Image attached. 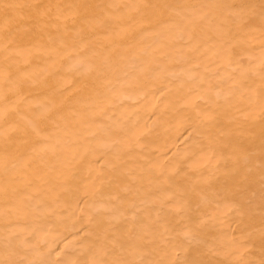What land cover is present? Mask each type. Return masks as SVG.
Returning <instances> with one entry per match:
<instances>
[{
  "label": "bare ground",
  "instance_id": "bare-ground-1",
  "mask_svg": "<svg viewBox=\"0 0 264 264\" xmlns=\"http://www.w3.org/2000/svg\"><path fill=\"white\" fill-rule=\"evenodd\" d=\"M9 1V3L20 2L24 5L27 3L32 10L36 7L37 9H42L43 12L45 11L49 14V17L53 13V7H56V9L61 7L58 11L60 14L67 8L69 3L74 2L73 6L69 5V7L75 16H73L74 18H72V20H70V18L69 20L73 21L74 24L81 28L80 36L82 41H86L92 37L89 33V29L93 26L92 20L90 21V25L88 24V21H84V19L82 20L83 12L88 9L90 4L86 6L87 8L83 11L81 7L82 4L80 5L82 0H37V3L36 0ZM99 1L100 0H98V2ZM261 1L262 0H210L209 2L206 1V4L203 5V2L199 0L198 2L196 1L197 7H194V9L191 8L193 12L191 10L192 13L189 12L190 15H183L185 23H190L189 25H185V23L179 19L181 15L177 16L178 20H180L179 22L184 23L183 27L181 25L182 23L178 22L181 27L185 29L188 28L187 30H189L191 34L189 36L186 33L180 34L179 29L173 28L177 29L176 31H179V33L177 32L178 36L176 35V31L172 30L175 31L174 34L176 37L182 39L183 36L181 35L186 34L187 38L184 39V42L180 41L181 39L178 40L180 42L177 41V44L180 46V50L178 49L180 52L175 49L176 47H174V49L178 52H171L170 50L172 49V46L169 45L171 49H167H169V52L171 53H167L168 55L166 57H164L166 55L164 53L165 55H162L164 57L163 59L160 57L165 64L162 66L161 63L157 64L159 67L161 66V72L158 70L156 73H158V75H164V71L168 73L166 74V81L164 80L165 83L164 81L158 82V84L164 83L160 89L154 88L155 86L153 87V85L157 80L160 81L157 77L163 80L164 76L154 75V77H150L151 79L149 78V74L152 73L153 69H160L154 68L157 67L155 65L159 61L153 62L155 60L154 58L158 59L155 53L149 54L150 56L147 54L146 57H144L145 59L143 58L144 60L141 59V62H144L141 63L142 65L139 64L140 66L138 68V61L135 62V69L137 68V71L134 68V71H132L136 72L137 77L134 81L130 80L126 83L120 84L119 82H125L126 79L125 77V79L121 77L123 76V71L121 72V69L125 64L127 65L125 62H128V59L125 60L126 57L122 55V51L117 54V52L112 50L113 58L111 60H115V62H112L110 67L107 66V70H104L105 65H103L102 68L100 67V71L102 69L101 73H99L100 71H97L98 73L95 74V70L93 72L92 70L82 67L83 64H81L82 66H79L80 62L77 63L73 61V63L75 62L73 64V66H75L74 72L76 71L77 73L83 74L81 79H84L85 81H83L84 84L81 83L82 87L85 85L91 89H88L85 93H80L79 91L78 93H75L74 97L70 100L62 101V103H60L59 100L58 105L48 106L51 103V101L50 103L48 101V105L44 106L46 110L48 109V112L46 113L53 112V118L50 120L48 119V121H52L55 117L58 121H55L56 124L50 123V125L47 121V126L44 124V121H42V125H39L40 123L36 124L37 119L42 120V115L46 114H43V112L39 113L38 110L35 111L34 116L33 114L30 115V117L33 116L31 118H34L35 123H30L31 121H25V119L23 121L21 118L20 120L22 121H20L17 115H15V117L18 118L16 121H19L15 122V117H13V112L15 111H9L10 114L12 112V115L7 112L5 115L8 118L4 117V114L0 115V128L4 129L3 133L0 132V215L1 218L2 215H5L6 218H10L0 225V264H148V259L151 260L154 258L155 260L149 262H152L153 264H158L160 262L162 264H174L176 257L179 258L176 263L183 259L190 262L195 260L194 256L188 257L184 252H181L182 256H177L178 253L176 252L180 251V244L177 243V247L176 241L173 248L170 246L172 248L171 251L168 250V247V251H163L161 245L164 244L165 247V245H167L165 243H168L164 241L168 236L165 232H167L169 227L166 228V222L161 218L163 216L160 214L161 212H164L163 210L166 211V208L171 210L172 205H170V203L175 202L176 205V202H179V204L186 207L191 204V198H199L201 195L205 194L212 195L210 198L216 197V199L226 195L225 197H222L225 207H222L223 205L220 206L217 201L213 202V204H216L215 207L217 205L220 206L218 208L222 207L220 210H224L223 212H225V214L228 212V209H226L228 205L233 201H237L238 196L228 197V193H230L231 190L233 191V186L238 185L235 183L236 180L234 179V174L236 173H234V169L232 170L230 167L237 165L239 151L246 148L248 143H255L264 139V27L262 28L258 21L259 15L262 14H259L258 11L260 12L261 10L264 12V6H262L263 3L260 5ZM98 2L96 1L95 4L93 2L92 5L95 6ZM117 2L121 3L120 1H116L114 4ZM163 2L164 3L162 4H167L172 1L169 0V2L167 1V3H165L164 0ZM122 3H124L123 0ZM134 3H130L129 0V4L133 5ZM178 3L181 4V2ZM87 4L85 3V5ZM169 4L171 5V3ZM92 5L90 6L93 8L94 6ZM144 5L146 6L147 4L143 3V7ZM170 5L168 7H170ZM160 6H162L161 3ZM206 6L212 8V13L202 14V11L206 9ZM80 7L83 11L82 13L80 12ZM113 7L116 8V6ZM120 7L122 8V6ZM168 7L166 8L168 9ZM92 8L88 10V14ZM15 9L16 8H14V11ZM147 9L148 11H146L148 13L149 7ZM154 9L156 10L157 8L154 7ZM25 10L28 11L27 16L30 17L26 19L17 18L14 20H11V16V19L9 18L8 15L10 13L7 14V8L6 12L3 9L0 10V35L2 28H8L6 30V33H8V30L29 26L26 24L29 21H32V18L35 19L36 25H38L39 21V28L44 29V31L47 32L45 33V37L43 36L44 39L42 41H37L41 46H51L53 43L52 41L56 38L59 41H66L69 39L70 36H66L65 34L67 31V34H69L70 26H68V30L66 25V27L61 25V28L57 29L59 32H57L56 37L50 33L52 31L50 29L52 28L47 26L49 19H47V22L45 18H48V16L38 19L34 16L36 11H33V13L29 9ZM155 10L153 13L150 12L151 15L155 13ZM51 11L52 13L50 14ZM146 11L142 12L141 15L143 16ZM165 11L166 10H164V12ZM232 11H237L236 13L238 15L236 16L241 18L235 17L230 13ZM98 12H100V10ZM162 12L160 13L162 14ZM158 14L159 13H157V15ZM154 15H156V13ZM164 15L167 14L165 13ZM67 16L66 19L68 20ZM148 17H150V14ZM93 18H95L94 15ZM130 18H132V22L136 19H133V15ZM154 18L156 19V17H152L151 19L149 18L148 21L146 20L145 28H142L144 25L140 24L142 29L139 30L145 31L148 30V28L157 29V26L163 21L157 22L156 20L152 22ZM169 18L167 21L172 20H169ZM27 19L30 20L27 22ZM41 21L43 22L41 23ZM106 21L107 20H103V22ZM124 21L125 24H127V21ZM103 22L101 21V24H103ZM163 25L165 24L163 23ZM176 26L179 27L178 25ZM103 27H106V24ZM4 29H2V31ZM93 29L94 28H92V30ZM156 29L154 30L156 31ZM31 30L33 29L31 28ZM114 30L115 29L111 31ZM101 31H99L100 34ZM31 32L34 33L33 31ZM147 32L148 31H146V33ZM159 32L164 34L166 31L160 28ZM20 33L24 35L27 32L24 33V31L21 30ZM72 33L73 32L71 31V34ZM13 34L14 33L10 36H7L6 34L5 37H2L4 41L1 40L0 52L6 51V48H2L4 44L10 45V43L21 41V39L17 37L18 34H14V36ZM42 34L43 33H41V35ZM144 34L139 36H142V38L147 40L146 37L149 34L147 36ZM158 34H156V36ZM27 35L29 34L24 36V41H28L25 40L28 39V37L26 38ZM37 35L38 33L35 35V38H37ZM29 36L32 37L31 35ZM138 37L136 39L145 41L144 39L142 40L141 37ZM153 37L154 36H152V38ZM168 37H170V35ZM102 38L104 39V37ZM32 41L33 40H31V42ZM153 41L155 42V40ZM21 42H23V40ZM103 42L105 41L103 40ZM148 42L151 43L149 40ZM38 43H36L37 47L39 46ZM110 43L111 44H108L109 48L111 45L113 46L115 44L113 42ZM66 44H68V42ZM66 44H64V46ZM177 44L174 45L176 46ZM188 44L190 45L189 50L183 47ZM28 45L29 44H27V46ZM135 45L139 48L142 43L139 44V46L137 44ZM33 46L31 48L34 49ZM53 46L48 47V53H52ZM70 46L72 48L74 44L71 43ZM136 46L134 48L132 47V49L129 47L128 51H130V49L132 51L134 49L136 50ZM105 47L107 46L105 45ZM145 47L146 46H144V48ZM42 48H38V50H42ZM49 48H51V52ZM20 49H22L21 46L17 50ZM72 49H74L72 51L73 56L79 57V55L85 53L80 42ZM160 49L161 48H159V50ZM118 50H120V48ZM32 51L33 50H31V54ZM43 51L44 50H42V52ZM15 52L13 51L14 54ZM20 52L22 53L23 51ZM103 52L102 49V54L104 55ZM142 52L140 51L139 53ZM5 53H10V49ZM37 53H34L33 55L36 54L37 56L39 53L40 55L43 54V56L46 54V57L48 55V53L44 54L41 53V51ZM59 53L60 52H58L57 55H60ZM99 53V55L102 56L101 52ZM177 53H182L184 57L180 59L183 55L180 56V54L178 55ZM143 54H145V51ZM21 56H23V54ZM43 56L41 55V57ZM69 56L70 55L65 56V63ZM131 56L130 58H134ZM18 57H20V55ZM29 57L33 63V56L31 57L29 55ZM48 57L51 56L48 55ZM54 57L55 56H52L51 58L53 61H56L57 56L56 59ZM190 58L193 59L195 63L193 62V64H191L193 60L191 61ZM43 59L45 60L46 58ZM18 60L20 61L21 59ZM31 60L29 62H31ZM39 61L35 62L39 64ZM101 61L103 62L104 60L101 59ZM151 61L153 63H151V66L154 65L153 69L152 67L150 68L144 65ZM179 61L183 62L182 64L184 66L180 67L178 65L180 63ZM184 61H187L188 63H185ZM1 62L2 61H0V63ZM56 62L54 63L56 64ZM123 62L125 64L121 65ZM189 62L190 66L187 65ZM19 64H22V60ZM96 64L98 63H95L94 65ZM131 65L134 66V62ZM6 66H4V68H6ZM13 66L14 65L9 67ZM24 66H26V69L28 68L27 64L23 65V67ZM128 66L129 64L127 67ZM31 67L29 66L30 69ZM55 67L56 66L53 67L54 70L56 69ZM149 69H152V71L150 72ZM38 70H36L37 74H42L41 72L44 71L38 72ZM16 71L18 72V70ZM171 71H179V74H172L170 73ZM25 72H27V70ZM64 72L66 73V70H64ZM128 72L131 73V70H128ZM133 72L131 73L132 75L129 73V75H126V71L124 75L127 76V78H130L131 76L134 77ZM3 74L2 77L5 75ZM37 74L32 73L33 78L35 77L34 75ZM59 76L61 77L55 78V75L53 77L50 75L48 81L46 80L47 82H50L51 78H53L52 82H55V84L53 83V85H50V82L47 87L51 88L50 86H53L54 88H52V90H55L54 93L56 94L64 93L63 86L70 84L69 81L67 84V81L65 80L66 77L67 79H70L68 75L62 74ZM151 76L153 75L151 74ZM21 78L19 80L21 84L22 81L28 82L27 80H30L24 78V80L21 81ZM145 78L150 80H145ZM59 79H63V81H57ZM25 84L23 83L24 87L31 86V89L36 85L32 86V84H27V86H25ZM70 85L72 86V84ZM70 85L68 86L71 87ZM9 86L6 84L4 87ZM38 87H40V85ZM67 87H65V89ZM40 89L42 88L40 87ZM15 90L16 89H14V91ZM24 91L26 90L24 89ZM98 92L103 93L98 94ZM10 93L11 92L7 94L11 98L14 97V99L12 98L13 100L11 99L12 102L19 101L21 103L27 99L24 98V95H13V93L10 95ZM122 94L127 96V98L125 97L127 103L130 100H136L135 104H131L132 106L130 105L132 107L131 109L127 104L125 106L128 107L129 110L120 105V110L122 109L121 107H123V110L119 111L117 105L113 106L114 102L118 100L117 98ZM2 95L5 96L6 93L0 94V107L5 109L9 102L6 104L3 97H1ZM100 95L101 97H99ZM84 101H87L86 105H89L90 102V105L87 106V108H90H88L89 110L85 108L86 106L83 107L85 104ZM120 101L121 103L122 101L124 103L125 100L123 99ZM34 103L36 104V102ZM37 106L40 105H34L33 107L37 108ZM27 107L30 108V106ZM19 108H23V106L20 107L19 104ZM74 108L78 109L75 110ZM67 111L72 112L69 114ZM75 113L78 115L77 117L80 116L79 120H77L78 118H75ZM52 114H50V116ZM79 114H82V116ZM26 116L30 119L28 114H26ZM94 117L97 121H100V119L102 120L100 121L101 123L96 121L100 125H96V122L93 124L95 121H93V119H95ZM160 121L162 122L161 129L163 128L161 133H159ZM157 128L159 129L156 130ZM49 129H51V132ZM156 131L158 133H155ZM258 151L263 152V150L260 149ZM252 154H254L253 151ZM254 159L256 160V158ZM245 161L243 160L242 164ZM252 163H250V165ZM243 165H245V163ZM228 166L230 169H227ZM246 168H248V166H246ZM202 170H205L206 172L204 177H202L203 175H200ZM249 170L252 169L250 168ZM49 173H51L52 179H50L51 177H47V174ZM201 177L203 179H201ZM250 181L252 182V180ZM45 194H48L47 198L45 197ZM233 194L234 193H232V195ZM34 195L36 196L35 198H33ZM211 199H209V202L213 200ZM235 205L236 207H240L238 204ZM193 206L194 205H192V207ZM108 208H113V211H109ZM218 208L216 209L218 210ZM138 209H141V211H139L140 213L134 217L135 214H137L135 212H137L136 210ZM178 209L176 212L177 216ZM235 209L236 208L234 207V210ZM220 210L217 211L218 214H220ZM171 211L173 212L174 210ZM184 211L186 210H179V214ZM30 212H32V214ZM146 212L154 215V218L146 219L147 217H141ZM7 214L8 216H6ZM155 214H159L160 216L156 215L155 217ZM212 215H214V213H212ZM182 216L186 217V220H190V217H192L189 212H184ZM204 216L205 217L200 216L203 218H200L202 220L201 223L204 220L207 221V219H210L208 218L209 216L207 213ZM206 216L207 219H205ZM173 219L171 218V220ZM211 219L209 227H213V229L218 231V235L210 234L212 235L211 239L214 240V236H218L220 239L222 238V242L220 240V243L217 244V246L220 245L219 248L215 246L214 248L210 246L208 248L216 249V251L218 248L223 251V248L225 247L224 253L230 259L227 264H254L257 259L250 257L251 254L247 251L245 252V242L238 239L240 237H235L238 240L234 237L229 240L230 235L228 230H230L229 228L231 227H229L228 220L225 223L219 221L222 219L219 217H213L212 221ZM150 220H152V223ZM174 221L178 223L176 219ZM206 221L205 223H209ZM182 224L186 225L184 223ZM182 224L180 222V225ZM213 229L211 232H213ZM255 229L257 230V228H253V230ZM216 230H214V232H216ZM178 231L182 230L179 229ZM187 231L188 230H185V232H183L185 233L184 236L188 234L190 235L193 232L190 233L189 230V233L187 234ZM250 231L245 234L249 235ZM197 234L200 235L201 233L198 232ZM164 235H166V237ZM241 236H243V234ZM189 238L191 241L194 239L190 236ZM188 239L186 240L185 238L186 241H188ZM233 240L237 241L236 244L232 243ZM216 241H218V238ZM199 242L201 243V241ZM202 243H205V241ZM221 243L223 244V247L221 246ZM195 248L196 247H194V251ZM148 249L153 252V254L148 255L149 257H147V251H150ZM210 249L206 250L208 251ZM213 253H215L214 250ZM206 254L208 253L206 252ZM225 255L223 256L225 257ZM181 257H183V259Z\"/></svg>",
  "mask_w": 264,
  "mask_h": 264
},
{
  "label": "rangeland",
  "instance_id": "rangeland-1",
  "mask_svg": "<svg viewBox=\"0 0 264 264\" xmlns=\"http://www.w3.org/2000/svg\"><path fill=\"white\" fill-rule=\"evenodd\" d=\"M98 2V0H82V2L80 3V5H81V7H82V9H83V11L87 8L86 6H88L89 4L90 5H92L93 4V2H94V4H95V2ZM116 1H120L121 3H119V2H117L116 4H114ZM127 1V2H126ZM123 0V2L124 3H122V0H100L98 3H97V5H92V6H94L93 8H95V9H93L90 5L88 6V9L85 11V12H83L82 11V9H81V7H80V12L82 13L83 12V15H82V20L84 19V21H88V24L90 25V21L92 20V23H93V26L89 29V33H90V35L92 36V37H90L89 39H90V41H89V39L88 40H86V41H82V38H81V28L79 27V26H77L76 24H74V22L73 21H70V20H72V18H74L73 16H75V15H73V12H72V10H71V8L69 7V5L70 6H73V3L74 2H72V3H69L68 4V6H67V8L63 11V12H61L60 14L58 13V11H59V9H61V7L59 8V9H56V7H53V13H52V11L50 12V14H51V16L49 17V14H47L45 11L43 12V10L42 9H37V7L36 8H34V10H32L31 9V7H29L28 6V4L26 3L25 5L23 4V3H20V2H13V3H9L10 1L9 0H7V1H5V0H0V10H4L5 12H6V8H7V14H9L8 16H9V18L11 19V17H12V19L11 20H14V19H22V18H24V19H26V18H28V17H30V16H27V13H28V11H26L25 9H29V10H31L32 12L34 11H36L35 13H34V16L36 17V18H38V19H41L42 17H44V16H48V18H45V20L47 21V19H49L46 23L48 24L47 26L48 27H51L52 29H50V30H52L51 32H50V30H49V32L52 34V35H54V36H56L57 37V32H59L57 29H59V28H61V25L63 26H65L67 29H68V26H70V30H69V34H67V32H66V36L68 35V36H70L69 37V39H67L66 41H59L57 38L56 39H54L52 42V44H51V46H49V45H47V46H41L37 41H42L43 39H44V37H45V33H47V32H45L44 31V29H40L39 28V21H38V25H36V21H35V19H32L31 18V20L32 21H29L28 22V20H30V19H27V24L26 25H29V26H25V27H22V28H17V29H11V30H8V33H6L7 31V29L5 28H2V29H4L3 31H2V29H1V35H0V43H1V40L2 41H4L3 40V38L2 37H5V35L7 34V36H10L12 33H14L15 35H21V36H18L17 35V37L18 38H20L21 39V41L23 40V42H19V41H17V43H10V45H7V44H4V45H6V46H2V48H6L5 50L6 51H2V52H0V56H3V57H0V61H2L1 63H0V94L1 93H6V95L5 96H1V97H3V99H4V101H5V103L7 104V102H9L7 105H6V108L5 109H2V107H0V115L1 114H4V117H7L5 114L7 113V112H9V111H15V112H13V117H15V115H17L18 117H19V120H20V118L21 119H23V121H24V119H25V121H27V120H29V122L30 123H35V120H34V118H31V117H33L34 116V113H35V111L36 110H38L39 111V113H42L43 112V114H45L46 112H48V109L46 110V108H44V106H46V105H48V101H49V103H50V101H51V103L48 105V106H53V105H58L59 104V100H60V103H62V101H65V100H70L72 97H74V95H75V93H78L79 91H80V93H85L86 91H88V89H91V88H89V87H87V86H83L82 87V85H81V83L82 84H84V82L83 81H85L84 79H81L82 78V75L83 74H80V73H77L76 71L74 72V68H75V66H73V64L75 63V62H80V65L79 64H77V65H79V66H82L81 64H83V66L82 67H85L86 69H89V70H92L93 72H94V70H95V74H97L98 72L97 71H100V67L102 68V66L103 65H105L104 66V70H107V66L108 67H110L111 65H112V62H115V60H111L112 58H113V51H115V52H117V54H118V52L119 53H121V51H122V55L124 56V57H126V59L125 60H127L128 62H125V60H124V62L125 63H127V65L129 64V66H131V67H127V65L123 62V64H121V65H124V66H126V67H124L123 66V68H124V70H123V68L121 69V72L123 71V76H121L122 78H124L125 79V82H123L122 80H124V79H122L121 81L122 82H119L120 84L121 83H126V82H128V81H134L135 79H136V72H133L134 71V69H135V62H137L138 61V65H137V68L140 66V65H142L141 63H143L144 61H142L141 62V59L142 60H144L145 58L144 57H146V55L148 54V56H150L149 54H154L155 53V55H156V57H158V59L157 58H154L155 57V55H154V57H152V58H154L155 60L153 61V62H155V61H158L157 63H156V65L155 66H157V67H154V65L153 66H151V63H152V61L149 63V62H147V63H145L144 65L145 66H148V67H152V69H153V67L154 68H160V69H156V70H154L153 69V71H152V69L150 70V72L152 71V75L153 76H151V74H149V78L151 77H154V75H158V73H156V71H158L159 70V72H161V66L162 65H164L165 63L164 62H162V59L164 58V57H166L169 53H171V52H178L179 50H180V46H179V44H177L178 42H180V41H185L184 39H186L187 38V36H186V34L189 36L191 33L189 32V30H187L188 28H187V26H186V28L187 29H185V28H183L184 26H183V24L185 23V21H184V18H183V15H190V13H192L193 12V10L192 9H194V7H197L196 6V3L199 1V0H181V1H177V0H170V1H172V2H169V0H165V3H167V1L169 2V3H171V5L169 4V3H167V4H162V3H164L163 1L164 0H135V1H131L130 0V3H134L133 5H131V4H129V0ZM147 1V2H146ZM197 1V2H196ZM203 3V5H205L206 3V1H210V0H201ZM2 2V3H1ZM12 2V1H11ZM87 4V5H85V3ZM91 2V3H90ZM178 2H181V4H179ZM3 3H4V5H3ZM36 3H37V0H36ZM101 3V4H100ZM103 3V4H102ZM126 3V4H125ZM143 3L144 4H147L146 6L144 5V7H143ZM160 3H161V5L162 6H160ZM195 3V4H194ZM262 3H263V5H262ZM114 4V5H113ZM173 4V5H172ZM85 5V7L83 8V6ZM118 5H119V7L120 6H122V8L120 7H118ZM164 5V6H163ZM170 5V7H168ZM260 5H262V6H264V1L262 0L261 1V4ZM113 6H116V8L115 7H113ZM130 6V7H129ZM21 7V8H20ZM68 7H69V9H68ZM107 7V8H106ZM109 7V8H108ZM118 7V8H117ZM149 7V12L147 13V11H148V8ZM150 7H151V9H150ZM154 7L155 8H157L156 10L154 9ZM165 9H164V8ZM166 7H168V9L166 8ZM9 8V9H8ZM14 8H16L15 9V11H14ZM92 8V10H90L89 12L91 13H87L88 12V10L89 9H91ZM127 8V9H126ZM142 8V9H141ZM145 8V9H144ZM192 8V9H191ZM206 9L205 10H203L202 11V14H208V13H212V8L211 7H209V6H206L205 7ZM11 9V10H10ZM13 9V10H12ZM103 9V10H102ZM116 9H118V10H116ZM155 10V13H156V15H154V14H152V15H154V16H152L151 15V13H153L154 12V10ZM177 9V10H176ZM196 9V8H195ZM39 10V11H38ZM42 10V11H41ZM94 10H100V12H98V11H94ZM139 10H140V12H139ZM147 10V11H146ZM150 10H152V11H150ZM162 10H163V12H162ZM164 10H166L165 12H164ZM185 10V11H184ZM187 10H189V11H187ZM191 10H192V12H191ZM211 10V11H210ZM25 11V12H24ZM40 11H41V13H40ZM136 11V12H135ZM144 11H146V13L142 16L141 14H142V12H144ZM156 11H158V12H156ZM186 11H187V13H186ZM195 11V10H194ZM207 11V12H206ZM21 12H24V13H21ZM42 12H43V14H42ZM102 12V13H101ZM122 12V13H121ZM140 14H139V13ZM151 12V13H150ZM160 12H162V14L160 13ZM190 12V13H189ZM237 11H232V12H230V13H232L235 17H237V18H241V17H239V16H236V15H238L237 13H236ZM38 13H40V14H38ZM46 13V14H45ZM67 13V14H66ZM95 13H97V14H95ZM157 13H159L158 15H157ZM169 14L168 15V18L169 17H171V18H169V20L170 19H172V20H170V21H167L168 20V18H167V15H164V14ZM229 13V14H230ZM258 13L260 14V13H262V14H260L259 15V17H258V21H259V23H260V25H261V27L263 28L264 27V12H262L261 10H260V12L258 11ZM45 14V15H44ZM56 14V15H55ZM69 14V15H68ZM86 14V15H85ZM129 14V15H128ZM135 14V15H134ZM146 14H147V18H146ZM149 14H150V17H148L149 16ZM172 16H171V15ZM24 15H25V17H24ZM40 15V16H39ZM42 15V16H41ZM53 15V16H52ZM68 15V16H67ZM93 15H94V17L95 18H93ZM132 15H133V19L134 18H136V19H134V21L132 22V18H130V17H132ZM137 15V16H136ZM182 17H181V16ZM232 15V16H233ZM11 16V17H10ZM55 16V17H54ZM66 16L68 17V20H69V18H70V20L68 21L67 19H66ZM105 16H106V18H105ZM129 16V17H128ZM136 16V17H135ZM159 16H162V17H159ZM163 16H165V17H163ZM177 16H180L179 17V19L181 20V21H183L184 23H182V22H179L180 20H178V18H177ZM233 16V17H234ZM14 17V18H13ZM60 17V18H59ZM110 17V18H109ZM113 17V18H112ZM152 17H156V19L154 18L153 19V21L152 22H154V21H156L157 20V22L158 21H163L161 24H162V27H161V24H159L158 26H157V29L156 28H148V30H143V31H141V30H139V29H142V28H145V23L149 20V18L151 19ZM51 18H53V19H51ZM59 18V19H58ZM117 18H119V19H117ZM144 18V19H143ZM159 18V19H158ZM166 18V19H165ZM186 18V17H185ZM207 18V17H206ZM51 19V20H50ZM58 20V22H57V20ZM109 19V20H108ZM131 19V20H130ZM55 20V21H54ZM103 20L105 21V20H107L106 22H103ZM113 20V21H112ZM124 20H126L127 22V24H125V21ZM147 20V21H146ZM101 21L103 22V24H101ZM111 21V22H110ZM143 21V22H142ZM166 21V22H165ZM43 21H41V23H42ZM68 22V23H67ZM137 22V23H136ZM182 23L181 25L183 26V27H181V25L179 24V23ZM59 23V24H58ZM72 24V27H71V24ZM129 23V24H128ZM163 23L165 24V25H163ZM166 23H167V25H166ZM69 24V25H68ZM105 24H106V27H103V26H105ZM122 24H124V25H122ZM140 24L141 25H144L142 28H141V26H140ZM189 25L190 23H185V25ZM99 25H101V26H99ZM103 25V26H102ZM173 25V26H172ZM176 25H180L179 27H177ZM36 26V27H35ZM55 26H56V28H55ZM96 26V27H95ZM116 26V27H115ZM170 26H172V27H170ZM174 26H176V27H174ZM98 27V28H97ZM158 27H160V28H162V29H164L166 32H164V34H162L161 32H159V30H160V28H158ZM31 28L33 29V30H31ZM55 28V29H54ZM92 28H94L93 30L95 31V33H94V31L92 30ZM100 28V29H99ZM173 28H177V29H179V31H180V34H184V33H186L185 35H181V36H183L182 37V39L181 38H178V37H176V35H178V33H179V31H176L177 29H173ZM75 31H74V30ZM77 29V30H76ZM106 29V30H105ZM113 29H115L114 31H111V30H113ZM154 29H156V31L154 30ZM184 29V30H183ZM21 30H23L24 31V33L25 32H27V33H25L24 35L22 34V33H20V31ZM28 30V31H27ZM36 30V31H35ZM80 30V31H79ZM90 30H92V31H90ZM102 30V31H101ZM117 30H119V31H117ZM120 30H122V31H120ZM154 30V31H153ZM172 30H175L176 31V35L174 34L175 33V31H172ZM187 30V31H186ZM10 31H12V32H10ZM14 31V32H13ZM17 31H18V33H17ZM31 31H35V32H37L38 33V35L36 36L37 38H38V40H37V38H35V35L37 34V33H32ZM71 31L73 32L72 34H71ZM99 31H101V34H100V32ZM107 31V32H106ZM136 31V32H135ZM146 31H148L147 33H146ZM153 31V32H152ZM182 31V32H181ZM262 31V30H261ZM16 32V33H15ZM30 32H31V34H30ZM138 32V33H137ZM140 32H141V34H144L145 36H147L148 34V36L146 37V39L147 40H145L144 38H142V36H139V35H141L140 34ZM144 32V33H143ZM150 32V33H149ZM156 32V33H155ZM41 33H43L42 35H41ZM91 33H94V34H91ZM103 33V34H102ZM121 33H123V34H121ZM130 33V34H129ZM159 33V34H158ZM3 34H4V36H3ZM14 34H13V36H14ZM26 34H29V35H31L32 37H30L29 35H27L26 36V38L28 37V39H25V40H28V41H24V36L26 35ZM119 34V35H118ZM121 34V35H120ZM127 34H128V36H127ZM133 34V35H132ZM135 34V35H134ZM156 34H158L157 36H156ZM162 34V35H161ZM263 34H264V32H263ZM23 35V36H22ZM109 35V36H108ZM154 36L153 38H152V36ZM164 35V36H163ZM170 35V37H168ZM44 36V37H43ZM72 36H73V38H72ZM141 37V39L143 40H145V41H141L140 39L138 40V39H136L137 37ZM179 36V35H178ZM102 37H104V39L102 38ZM138 37V38H139ZM144 37V36H143ZM149 37V38H148ZM151 37V38H150ZM2 38V39H1ZM29 38H30V40H29ZM33 38V39H32ZM40 38V39H39ZM95 38H97V39H95ZM102 38V39H101ZM116 38V39H115ZM174 38V39H173ZM35 39V40H34ZM179 39H181L180 41H178ZM31 40H33V41H35V42H31ZM57 40V41H56ZM92 40V41H91ZM97 40H99V41H96ZM103 40L105 41V42H103ZM137 40V41H136ZM148 40L151 42V43H149L148 42ZM153 40H155V42L153 41ZM56 41V42H55ZM100 41H101V43H100ZM131 41H133V42H131ZM138 41H140V42H138ZM178 41V42H177ZM9 42H12V41H9ZM29 42V43H28ZM60 42H62V43H60ZM68 42V44H66ZM81 43V45H82V47L84 48V51H85V53L84 54H82V55H79V57H77V56H73L72 55V51L75 49H72L74 46H76V44L77 43ZM99 42V43H98ZM103 42V43H102ZM110 42H113V43H115L113 46L111 45L110 46V48H109V46H108V44H111ZM134 42H135V44H137L138 46H139V44H141L142 43V45H140L141 47H143V48H141L140 46H139V48L134 44ZM137 42V43H136ZM36 43H38L39 44V46L37 47L36 46ZM66 44L65 46H64V44ZM71 43L72 44H74V46L71 48ZM94 43H95V45H94ZM123 43H124V46H123ZM128 43V44H127ZM146 43V44H145ZM149 43V44H148ZM9 44V43H8ZM12 44V45H11ZM18 46H17V45ZM20 44V45H19ZM27 44H29L28 46H27ZM56 46H55V45ZM60 44H62V45H60ZM97 44V45H96ZM127 44V45H126ZM151 44V45H150ZM163 44V45H162ZM168 44V45H167ZM174 44H177L176 46L174 45ZM16 45V46H15ZM34 45V46H33ZM54 45V46H53ZM57 45H59V46H57ZM96 46V47H94V46ZM105 45L107 46V47H105ZM121 45V46H120ZM172 46V49L170 48V46ZM174 45V46H173ZM12 46V47H11ZM20 46H21V48L22 49H20V50H17L18 48H20ZM24 46V47H23ZM34 47V49L33 48H31V47ZM36 46V47H35ZM54 47V48H52L53 50H52V53L50 54V53H48L49 51H48V47ZM69 46V47H68ZM136 46V50L134 49L133 51L131 50L132 49V47L134 48ZM144 46H146L145 48H144ZM169 46V47H168ZM183 46V45H182ZM185 46H187V47H185ZM190 45L188 44V45H184L183 47L184 48H186L187 50H189L190 49V47H189ZM9 47H11V48H9ZM15 47V48H14ZM43 47V48H42ZM58 47V48H57ZM59 47H62V48H59ZM129 47L131 48L130 49V51H128L129 50ZM174 47H176L175 49H179L178 51L177 50H175L174 49ZM28 48V49H27ZM38 48H42V50H44L43 52H42V50H38ZM100 48H101V50H100ZM120 48V50H118ZM159 48H161L160 50H159ZM164 48V49H163ZM167 48H169V49H171L170 51L171 52H169V49H167ZM9 49H10V53H5V52H7V51H9ZM11 49H13V50H11ZM30 49V50H29ZM47 49V50H46ZM58 49V50H57ZM98 49V50H97ZM102 49H103V53H104V55L102 54ZM166 49V50H165ZM17 50V51H16ZM24 50H25V52H24ZM31 50H33L32 51V54H31ZM45 50H46V52H45ZM49 50H50V52H51V48H49ZM113 50V51H112ZM139 50V51H138ZM152 50V51H151ZM164 50V51H163ZM13 51L15 52V54L13 53ZM20 51H23L22 53L20 52ZM41 51V53H48V55H50L51 57L52 56H55L54 58L56 59V56H57V59H56V61H53L52 60V58L51 57H48V55H47V57H46V54H45V56H43V54H41L43 57H41V55H40V53H39V55H40V57H39V55H37L36 56V54L35 55H33L34 53H37V52H40ZM64 51V52H63ZM87 51V52H86ZM142 52V53H139V52ZM144 51H145V54H143L144 53ZM162 53H161V52ZM4 52V53H3ZM18 52V53H17ZM58 52H60L59 54L61 55H57L58 54ZM99 52H101V54H102V56L101 55H99L100 53ZM124 52V53H123ZM135 52V53H134ZM180 52V51H179ZM20 53V54H19ZM55 53V54H54ZM126 53H127V55H126ZM161 53V54H160ZM166 55H165V54ZM168 53V54H167ZM1 54H6L5 56L4 55H1ZM13 54V55H12ZM20 55V57H18L19 55ZM23 54V56H21ZM27 54V55H26ZM38 54V53H37ZM96 54H97V58H96ZM129 54V55H128ZM134 54V55H133ZM178 55L180 54V56L181 55H183L182 53H177ZM9 55H11V56H9ZM29 55L33 58V63L35 62V61H39L40 59V61H39V64L37 63V62H35L34 64L32 63V60L31 59H29L30 57H29ZM66 55H70L69 56V58L66 60V63H65V56ZM99 55V56H98ZM126 55V56H125ZM132 55V56H131ZM164 57H163V56ZM15 58H14V57ZM118 56V55H117ZM130 56L131 57H136L135 59L134 58H130ZM138 56V57H137ZM141 56V57H140ZM143 56V57H142ZM179 56V57H180ZM28 57V58H27ZM35 57V58H34ZM59 57V58H58ZM64 57V58H63ZM130 58V60L131 59H133V60H131V62H130V60H129V58ZM162 59H161V58ZM184 57V55L183 56H181L180 57V59L181 58H183ZM37 58H38V60H37ZM43 58H46L45 60L43 59ZM144 58V59H143ZM18 59H21L22 60V64L23 65H28L27 67L29 68V66L31 67V69L29 70L28 68L26 69L25 67L26 66H24L23 67V65L21 64H19L20 63V61L18 60ZM29 59V60H28ZM43 59V60H42ZM50 59V60H49ZM54 59V60H55ZM101 59L102 60H104L106 63H107V65H106V63L103 61H101ZM6 60V61H5ZM11 60H12V63H11ZM31 60V62H29ZM35 60V61H34ZM52 60V64L50 63V61ZM63 61V63H62V61ZM95 60H96V62H95ZM110 60V61H109ZM190 60L192 61L193 59H191L190 58ZM7 61H9V62H7ZM24 61V62H23ZM41 61H43V62H41ZM60 61V62H59ZM73 61H75L74 63H73ZM134 62V66L133 65H131L133 62ZM41 62V63H40ZM54 62H56V64L54 63ZM72 62V63H71ZM180 62V61H179ZM185 62V61H184ZM187 62V61H186ZM185 62V63H186ZM193 62H194V60L192 61V63L191 64H193ZM17 63V64H16ZM24 63H26V64H24ZM29 63V64H28ZM47 63H48V65H47ZM59 63V64H58ZM95 63H98V64H96V65H94ZM101 63V64H100ZM105 63V64H104ZM159 63H161V66L159 67L157 64H159ZM183 62H180L178 65L180 66V67H182V66H184L183 64H182ZM188 63V62H187ZM195 63V62H194ZM16 64V65H15ZM19 64V65H18ZM31 64V65H30ZM41 64V65H40ZM42 64H45V65H42ZM72 66H71V65ZM140 64V65H139ZM153 64V63H152ZM180 64H182V65H180ZM8 66V68H7V66ZM12 65H14L13 67H9V66H12ZM18 65V66H17ZM33 65H34V67H33ZM37 65V66H36ZM56 66L55 68L57 69V71H56V69L54 70V66ZM66 65V66H65ZM68 65H70V66H68ZM95 66V68H94V66ZM98 65H100V66H98ZM114 65H115V63H114ZM177 65V66H178ZM187 65H189L190 66V62H189V64H187ZM4 66H6V68H4ZM39 66H40V68H39ZM47 66V67H46ZM118 66V65H117ZM116 66V67H117ZM17 67V68H16ZM70 67V68H69ZM180 67H178V68H180ZM2 68H4V69H2ZM16 68V69H15ZM40 69V70H38V69ZM43 68V69H42ZM98 68H99V70H98ZM128 68V69H127ZM129 68H131V69H129ZM134 68V69H133ZM137 68L135 69L136 71H137ZM6 69H8V70H6ZM23 69V70H22ZM68 69V70H67ZM16 70H18V72L16 71ZM27 70V72H25ZM36 70H38V72H41V71H43V72H41L42 74H37V71ZM52 70H54V71H52ZM64 70H66V73L64 72ZM127 71V73H126V71ZM128 70H131V73L133 72L134 73V77L133 76H131L129 79L127 78V76H125L124 75V73H126V75H129V74H131V73H129L128 72ZM133 70V71H132ZM181 70V69H180ZM179 70V71H180ZM16 71V72H15ZM49 71H52V72H49ZM101 71H102V69H101ZM101 71L99 72V73H101ZM125 71V72H124ZM178 71V72H179ZM3 72H4V74H3ZM24 72H25V74H24ZM58 72H60V73H58ZM149 72V71H148ZM149 72V73H150ZM178 72H173V71H171L170 73H172V74H176V73H178ZM32 73L33 74H37V75H34L35 77L33 78V75H32ZM49 73H51V74H49ZM77 74V75H75V74ZM129 73V74H128ZM153 73H155V74H153ZM164 75L163 74H160V75H158V76H164V79L162 80L161 78H158L157 77V79H160V81L159 80H157V82H155V84L153 85V87L154 88H161V86H163V84L165 83V78H166V74H168V73H166V71H164ZM2 74L5 76H3L2 77ZM14 74V75H13ZM62 74H66V75H68L69 76V78L70 79H72V80H70V79H67V77L65 78V80L67 81V84H68V81H69V83L70 84H72V86L70 85V84H68V85H70L71 87H69L68 85H65V86H63V92L64 93H60V94H56V93H54V91L55 90H52V88H54L53 86H50L51 88H49V87H47V86H49V84L48 83H50V85H53V83L55 84V82H52V79L53 78H51V81H50V79H49V81L50 82H47L48 81V78H49V76L51 75L52 77L55 75V78L56 77H61V76H59V75H62ZM79 74V75H78ZM179 74V73H178ZM25 75V76H24ZM74 75V76H73ZM132 75V74H131ZM145 75H147V74H145ZM145 75H144V77H145ZM12 76V77H11ZM23 79H22V78ZM78 77V78H77ZM5 78V79H4ZM15 78H17V79H15ZM20 78H21V81L22 80H24V78H26V80L27 79H30V80H27L28 82H23L22 81V84H21V82H19V80H20ZM77 78V79H76ZM147 78H148V76H147ZM147 78H145V80H150V79H147ZM163 78V77H162ZM35 79V80H34ZM10 80V81H9ZM18 80V81H17ZM47 80V81H46ZM165 80V81H164ZM57 81H60V82H62L63 81V79H59V80H57ZM71 81V82H70ZM162 81H164V83L161 85L160 83L158 84V82H162ZM11 82V83H10ZM46 82V83H45ZM75 82V83H74ZM4 83V84H3ZM23 83L25 84V86H27V84L29 85H31L32 84V86L33 85H35V86H33L32 87V89H31V86H29V87H24L23 86ZM116 83H118V82H116ZM118 83V84H119ZM6 84L9 86V87H4V86H6ZM47 84V85H46ZM75 84V85H74ZM20 85V86H19ZM40 85V87L42 88V89H40V87H38ZM43 87H42V86ZM158 85V86H157ZM18 86H19V88H18ZM45 86V87H44ZM68 86V87H67ZM23 87H24V89L26 90V91H24V89H23ZM37 87H38V89H37ZM65 87H67L66 89H65ZM29 88H30V90H29ZM44 88V89H43ZM78 88H79V90H78ZM82 88V89H81ZM8 89H9V91H8ZM14 89H16L15 91H14ZM20 89V90H19ZM34 89V90H33ZM35 89H36V91H35ZM85 89V90H84ZM28 90V91H27ZM33 90V91H32ZM50 90H51V92H50ZM83 90V91H82ZM115 90V89H114ZM17 91V92H16ZM23 91V92H22ZM9 92H11V93H13V95H19V96H23L24 95V98H27L26 100H24L23 102H19V101H15V102H12V100L14 99V97H9L8 96V94H9ZM18 92H19V94H18ZM8 93V94H7ZM10 93V95H12ZM48 93V94H47ZM103 92H98V94H102ZM123 95V96H122ZM121 96H119L118 98L117 97H115V98H117L118 100H116L115 102H114V104H113V106L115 105H117L118 107H119V111H122L123 110V107H121L122 109L120 110V105L121 106H124V107H126L125 105L127 104V106H130L131 104H135L136 103V100L135 101H133V100H130L128 103H127V101H126V98H127V96H125L124 94H122ZM103 96V95H102ZM4 97H6V98H4ZM9 97V98H8ZM84 97H86V96H84ZM99 97H101V95L99 96ZM123 97V98H122ZM126 97V98H125ZM121 98V99H120ZM12 99V100H11ZM52 99V100H51ZM125 100L124 101V103H123V101H122V103H121V101L120 100ZM134 99V98H133ZM159 99V98H158ZM11 102H10V101ZM45 100V101H44ZM47 100V101H46ZM72 101H73V99H72ZM113 101H114V99H113ZM34 102H36V104L34 103ZM42 102V103H41ZM12 103H15V104H12ZM84 105H83V107H85L87 110H89L88 108H87V106H89L90 105V102H89V105H86L87 104V101H84ZM117 103V104H116ZM19 104H20V107L21 106H23V108H19ZM28 104V105H27ZM33 104V105H32ZM40 105V106H37V108L36 107H33L34 105L36 106V105ZM93 104V103H92ZM27 106H30V108H28ZM132 106V105H131ZM129 107L130 109L132 108V107ZM18 107V108H17ZM26 108V109H25ZM35 108V109H34ZM128 110H129V108L128 107H126ZM133 108H134V106H133ZM42 109V110H41ZM44 109V110H43ZM75 110L76 109H78V108H74ZM26 111V112H25ZM12 112H11V114H10V112H9V114L10 115H12ZM32 112V113H31ZM67 112H69V111H67ZM70 112H72V111H70ZM70 112H69V114H70ZM15 113H17V114H15ZM28 114L29 115V117H30V115H32L33 114V116H31L30 117V119L26 116V114ZM38 113V112H37ZM53 112L51 111V113L49 112L48 114L46 113L45 115H42V117H41V119L42 120H39V119H37V121H36V124H38V123H40L39 125H42L43 124V122L42 121H44L45 123V125L47 126V122H48V124H50V123H52V124H56L55 123V121H57L56 120V118L54 117V119L52 120V121H48V119L50 120V119H52L53 118V114H52ZM24 114H25V116H24ZM50 114H52L51 116H50ZM71 114H73V113H71ZM9 115V116H10ZM75 115V118H78L77 120H79V118H80V116L79 117H77L78 115L75 113L74 114ZM79 115H81L82 116V114H79ZM49 116V117H48ZM26 117V118H25ZM8 118V117H7ZM6 118V119H7ZM45 118H47V119H45ZM95 118V117H94ZM18 118L17 117H15V122H18V121H16ZM45 119V120H44ZM95 120V121H94ZM20 121H22V120H20ZM47 121V122H46ZM92 121V120H91ZM93 121H94V123L93 124H95V122L97 121V119L95 118V119H93ZM99 121V120H98ZM97 121V122H98ZM100 121H102L101 119H100ZM99 121V123H101ZM54 122V123H53ZM58 122V121H57ZM96 122V125L98 124V125H100L99 123H97ZM51 125V124H50ZM90 125V124H89ZM0 126H1V120H0ZM160 127V129L159 128H157L156 130H158L159 129V133H161V131H163V128L161 129V126H162V122L160 121V125H159ZM2 129V130H1ZM74 129V128H73ZM50 130V132H51V129H49ZM75 130V129H74ZM111 130V129H110ZM153 131V130H152ZM0 132L1 133H3L4 132V129L3 128H0ZM49 132V131H48ZM72 132V131H71ZM155 133H158L157 131L155 132ZM93 142V141H92ZM91 142V143H92ZM261 142H262V144H261ZM94 143V142H93ZM264 139L262 140V141H258V142H255V143H248V146L246 147V148H243L242 150H240L239 151V154H238V158H237V161H238V163H237V165L236 166H234V167H230L232 170L234 169V173H236V174H234V179L236 180H234L235 181V183L236 184H238V185H234L233 186V191L231 190V192L230 193H228V197H237L238 196V198H237V201L235 202V201H233L230 205H228V207L226 208V209H228V214L226 213L225 214V212H223L222 210H220V209H222V207H225L224 206V203H223V199H222V197H225L226 195H223L221 198H217L216 199V197H211L210 198V196H212V195H201L199 198H191V204L192 205H194L195 207H196V205H197V207L195 208L194 206V208L192 207V205L190 204L189 206H184V205H182V204H179V202H176L177 204L175 205V202L173 201V200H171L172 202H174V203H170V205H172V207H171V210H174L173 212L171 211V210H169L168 208H166V211L165 210H163L164 212H161V216H163V217H161V218H163L164 220H165V222H166V228H168L167 229V232H165V233H167L166 235H168V236H170L171 234L173 235H171L170 237H166V235H164L165 237H166V239H165V241L164 242H168V243H165V244H167V245H165V247H164V242L162 243L163 245H161V248L163 249V251H168V250H172V248H173V245H174V243H175V241H176V244L177 243H179L180 245V251H178V252H176V253H178L177 254V256H182V253L181 252H184V253H186V255L188 256V257H195V260H192L191 262L193 263V264H227V262H229L230 261V259H229V257L228 256H226L225 255V247L223 248V251H222V249L220 250V249H218L219 248V246H217V244L218 243H220L219 241L222 239H220L218 236L216 237V236H214V235H218V231L216 230V229H213V227H209V225H210V219H211V217H212V219H211V221L213 220V217H219L221 220H219V221H223V222H225L226 223V221L228 220V222H229V227H231V228H229L230 230H228V232H229V240L230 239H233L232 237H236L237 236V238L238 237H240V238H238V239H241V240H243V242H245L244 243V250H245V252L247 251L248 253H250L251 255H250V257H252V258H255V259H257L256 260V262L254 263V264H264ZM256 148V149H255ZM260 149V150H263V152L262 151H258V150ZM249 150H250V152H249ZM252 151L254 152V154H252ZM257 152H259V153H257ZM245 154V155H244ZM246 154H247V156H246ZM242 156H244V157H242ZM246 156V157H245ZM249 157V158H248ZM243 158H248V159H243ZM254 158H256V160L254 159ZM245 161V162H243V164L245 163V165H243L242 164V161L243 160ZM259 159V160H258ZM253 160H254V162H253ZM248 161V162H247ZM248 164H247V163ZM253 162V163H252ZM250 163H252L251 165H250ZM247 164V165H246ZM261 164V165H260ZM249 165H250V167H249ZM257 167H256V166ZM245 166V167H244ZM246 166H248V168H246ZM240 167H241V169H240ZM229 168V166H228V168L227 169H230ZM252 169V170H249V169ZM247 169H248V171H247ZM247 172H249V173H247ZM252 172V173H251ZM206 172H205V170H202L201 172H200V175L202 176V177H204L206 174H205ZM225 173V172H224ZM251 174V175H250ZM259 175V176H258ZM261 175V176H260ZM54 176H55V174H54ZM47 177L48 178H50V179H52V175H51V173H49V174H47ZM201 177V179H203ZM207 177V176H206ZM244 177H246V178H244ZM262 177V178H261ZM50 179H49V181H50ZM255 179V180H254ZM261 179V180H260ZM238 180V181H237ZM250 180H252V182L250 181ZM254 181H256V182H254ZM254 182V183H253ZM234 183V184H235ZM187 184L189 185V183L187 182ZM247 186H246V185ZM254 184V185H253ZM246 187H245V186ZM253 185V186H252ZM238 188H236V187ZM255 187V188H254ZM245 191V192H244ZM248 191V192H247ZM260 194H259V193ZM232 193H234L233 195H232ZM240 193H241V195H240ZM243 193V194H242ZM259 194V195H258ZM240 195V196H239ZM47 196H48V194H45V197L47 198ZM208 196H209V198H208ZM36 196L34 195L33 196V198H35ZM203 199H202V198ZM209 199H211L212 201H210L209 202ZM248 199V200H247ZM175 200V199H174ZM201 200H202V202H201ZM176 201H178V200H176ZM217 201V203H219V205L221 206V205H223L221 208H218V207H220V206H216L215 207V205L216 204H213V202H216ZM201 204H200V203ZM248 202V203H247ZM199 203V204H198ZM251 203V204H250ZM174 204V205H173ZM235 204H238V205H240V207L239 206H237L236 207V205ZM177 206V207H176ZM212 206V207H211ZM234 207L236 208L235 210H234ZM9 208H11V207H9ZM9 208H7L8 210H10ZM173 208V209H172ZM178 209V216L180 217H178L177 216V209ZM216 208H218V210L216 209ZM146 209V208H145ZM175 209H176V212H175ZM183 209L184 210H186V211H184L185 213H188L189 212V214H191V216L192 217H190L191 219L190 220H186V217H184V216H182L183 215V213H181V214H179V210H182L183 211ZM210 209V210H209ZM212 209V210H211ZM100 210H101V207H100ZM108 210L109 211H113V208H108ZM214 210H215V212H214ZM220 210V214H218L217 213V211H219ZM257 210V211H256ZM137 212H135V213H137V214H135V216L134 217H136L137 215H138V213H140L139 211H141V209H138V210H136ZM209 211V212H208ZM211 211V212H210ZM181 212V211H180ZM198 212H199V214H198ZM201 212V213H200ZM31 214H32V212H30ZM29 213V214H30ZM206 213H207V215L209 216L208 218H210V219H207V216H206V218L205 219H207V221L206 220H204L202 223H201V219L200 218H202V217H205L204 215H206ZM212 213H214V215H212ZM233 213V214H232ZM198 214V215H197ZM222 214V215H221ZM232 214V215H231ZM134 215V214H133ZM145 215V216H144ZM144 215H142L141 217H147L146 219H149V218H154V215H152L151 213H144ZM148 215V216H147ZM156 215L158 216L159 214H155V217H156ZM159 215V216H160ZM166 215V216H165ZM211 215V216H210ZM217 215V216H216ZM226 215V216H225ZM6 216H8V214L6 215ZM165 216V217H164ZM195 216H197V217H195ZM200 216H202V217H200ZM220 216H224V217H220ZM9 217H10V215H9ZM193 217H195V218H193ZM171 218L173 219V220H171ZM179 218V219H178ZM183 218V219H182ZM8 219H10V218H6L5 217V215H2V218H1V215H0V220H1V222H0V225H2L3 223H5ZM136 219V218H135ZM176 219V221H178V223L177 222H175L174 220ZM203 219V218H202ZM215 219V218H214ZM254 219V220H253ZM167 220V221H166ZM236 220V221H235ZM261 220H263V221H261ZM205 221L206 222H209V223H205ZM216 221H217V219H216ZM218 221V222H219ZM230 221H232V222H230ZM235 221V222H234ZM150 222L152 223V220H150ZM180 222H181V224L182 223H184V224H186V225H180ZM195 222V223H194ZM169 223H170V225H169ZM197 223V224H196ZM202 225H201V224ZM203 224H205V225H203ZM199 225V226H198ZM261 225H263V226H261ZM181 226V227H180ZM184 226H187V227H184ZM189 226V227H188ZM198 226V227H197ZM259 226H261V227H259ZM175 227H177V228H175ZM199 227H201V228H199ZM180 230H182V231H178L179 229ZM182 228V229H181ZM183 228H185V229H183ZM253 228H257V230L255 231V230H253ZM212 229H213V232H211L212 231ZM243 229V230H242ZM260 229V230H259ZM263 229V230H262ZM171 230H172V233H171ZM185 230H190L189 232L191 233L192 231V233L189 235L188 233V231H187V234L188 235H185L184 236V234L185 233H183V232H185ZM214 230H216V232H214ZM251 230V231H250ZM169 231V232H168ZM248 231H250L249 232V235L248 234H245L246 232L248 233ZM179 232V233H178ZM195 232V233H194ZM204 233V234H202V237H201V234L200 235H198L197 233ZM227 232V233H228ZM253 234H252V233ZM175 233V234H174ZM181 233H183V234H181ZM181 234V235H180ZM210 234H214L213 236L215 237H213L214 238V240L213 239H211V237H212V235H210ZM235 234V235H234ZM243 234V236H241V235ZM245 234V235H244ZM183 235V236H182ZM248 235V236H247ZM182 236V237H181ZM188 236V237H187ZM189 236L194 240H192L191 241V239L189 238ZM206 236V237H205ZM251 236V237H250ZM186 238V240L188 239V241L190 242H188V241H186L185 240V238ZM205 237V238H204ZM197 238H199V239H197ZM210 238V239H209ZM217 238H218V241H216L217 240ZM237 238H235V239H237ZM170 239V240H169ZM196 239V240H195ZM203 239V240H202ZM216 239V240H215ZM237 239V240H238ZM168 240V241H167ZM255 240V241H254ZM170 241V242H169ZM199 241H201V243L199 242ZM205 241V243H202V242H204ZM253 241V242H252ZM260 241V242H259ZM262 241V242H261ZM173 242V243H172ZM221 242H222V240H221ZM236 242L237 241H235V240H233V244H236ZM197 243V244H196ZM200 243V244H199ZM246 243H247V245H246ZM204 246H203V245ZM232 244V245H233ZM194 245V246H193ZM223 244L221 243V246H222ZM231 245V244H230ZM172 248H171V247ZM212 247V248H214V246L215 247H218L217 248V251H216V249H210V248H208V247ZM167 247H168V250H167ZM170 247V248H169ZM177 247H178V244H177ZM194 247H196L195 248V251H194ZM198 247V248H197ZM204 247V248H203ZM206 247V248H205ZM223 247V246H222ZM230 247V246H229ZM262 248V249H261ZM178 249V248H177ZM202 249V250H201ZM206 249H210V250H212V251H210V250H206ZM148 250H150V249H148ZM213 250H214V252L215 253H213ZM148 252V254H147V257H149L148 255L150 254H153V252H152V250H150V251H147ZM180 252V253H179ZM197 252V253H196ZM199 252V253H198ZM204 252V253H203ZM206 252L208 253V254H206ZM261 252V253H260ZM213 253V254H212ZM261 255H260V254ZM146 255V254H145ZM184 255V254H183ZM217 255V256H216ZM223 255H225V257L223 256ZM211 257V258H210ZM258 257V258H257ZM182 259H183V257H181ZM180 258V259H181ZM199 258V259H198ZM263 258V259H262ZM177 259V260H176ZM176 259H175V262H174V264H192L190 261H185V259H183L182 261L181 260H179V262H177L176 263V261H178V259L179 258H177L176 257ZM188 259H192V258H188ZM152 260H155V258L154 259H148V264H153L152 262H149V261H152ZM181 261V262H180ZM158 264H162L161 262L160 263H158Z\"/></svg>",
  "mask_w": 264,
  "mask_h": 264
}]
</instances>
